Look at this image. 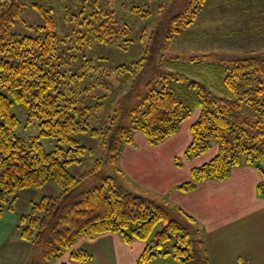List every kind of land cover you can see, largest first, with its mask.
Masks as SVG:
<instances>
[{
    "label": "trees",
    "instance_id": "1",
    "mask_svg": "<svg viewBox=\"0 0 264 264\" xmlns=\"http://www.w3.org/2000/svg\"><path fill=\"white\" fill-rule=\"evenodd\" d=\"M82 1L77 27L65 33L58 30L59 7L0 0V218L5 203L14 208L10 195L18 189L55 180L62 193L44 196L21 217V235L35 249L31 264H50L81 237L111 231L128 244L146 242L138 264H150L159 254L172 255L181 264H210L192 215L165 198L124 188L103 166H116L123 147L136 143L137 133L153 145L162 143L197 112L185 157L210 151L213 142L216 151L193 166L191 179L176 188L190 192L199 182L228 178L235 166L252 165L261 173L257 194L264 198V52L218 51L188 58L165 54L167 42L183 34L208 6V0H168L159 5L160 18L145 54L117 65L111 71L114 82L109 81L110 70L99 69L88 50L103 42L126 49L133 41L132 23L100 0L96 10L91 1ZM151 2L132 0L123 8L147 17ZM28 4L45 20L36 35L14 29ZM67 6L61 16L73 22ZM101 76L111 87L120 85L113 98ZM14 103L26 106L30 120L39 119L41 135L58 140L53 150L45 149L40 136L17 133ZM85 131L101 136L104 157L76 175L69 165L81 163L89 149L77 136ZM175 161L182 166L181 157ZM71 255L83 262L91 253L74 249Z\"/></svg>",
    "mask_w": 264,
    "mask_h": 264
},
{
    "label": "rangeland",
    "instance_id": "2",
    "mask_svg": "<svg viewBox=\"0 0 264 264\" xmlns=\"http://www.w3.org/2000/svg\"><path fill=\"white\" fill-rule=\"evenodd\" d=\"M25 1L27 3L36 2L45 7L52 4L56 10L59 7L58 14L56 13L59 23V32L69 33L71 29L77 27L76 17L79 13L78 10L82 8V0ZM88 1L92 2V4L90 3L91 8L96 10L98 7L97 0ZM150 1H152V4L149 3V9L152 10V15L150 14L151 16L149 15L147 17L132 14L131 12L129 13L128 10L123 8L124 2L131 3L132 0L99 1L100 5L115 7L120 15H122V13L125 14L133 26L131 32L133 41L129 42L126 49L122 48L121 44H115V42H103L94 44L93 47L88 50V55L95 59L98 66H100L99 69L105 68L108 69V71L110 70L109 72L111 75H109V81L111 79V81L114 82L115 73L111 71H113L117 65L121 63H131L145 54L150 40V34L160 18L158 14L160 11L159 5L164 2L166 3L168 0ZM64 5H68V10H70V12L66 11L67 13H73L75 15V20L73 22H69L65 17L61 16L63 8L65 7ZM44 22L45 20L40 11L35 6L28 4L23 8L21 17L17 20L14 29L17 33L22 35H36V27ZM250 50L264 52V0H208V6L199 13L196 22L173 41L167 42L164 53L188 58L191 55H203L218 51L243 54ZM100 79L107 85L103 87L106 88V92L109 93L110 98H113L119 93L120 85L117 84V87L114 88L111 87L110 83H106V79H104L103 76H101ZM12 112L20 119L17 128V133L20 136L25 138L40 136L45 149L48 151L56 147L58 140L55 137L41 135L39 119L34 118L30 120L26 106L14 103ZM196 115L197 112L180 126L175 135L164 140L166 141L165 143H167V141L172 138L168 141V144L174 146L177 153L185 141L187 134L190 138L191 134L189 131L187 132V129L191 126L190 122L192 123ZM77 136L78 139L89 148L87 152L83 154V161L81 163H72L69 165V169L74 174L79 175L91 169L97 159L104 157V150L101 146V136L93 135L90 131L78 133ZM215 151L216 145L215 142H213V148L204 154L192 155L190 158H186L185 154H181L179 155V157L182 158V166L180 167L199 165L203 163V161L210 159ZM103 168L106 173L113 175L117 183L121 184L124 188L156 197L152 192L146 190L147 188L141 186L137 180L125 174L120 168L119 162L116 166L104 165ZM62 191L63 188L57 181L49 180L40 187L18 189L15 194L10 195V200L15 198L14 208L10 209L9 203H5L3 215L0 218V264H31L35 257V249L31 240L21 235V217L32 210L34 202L40 201L46 195H59ZM200 230H202L201 234L206 246L207 244L209 246L208 232L204 227L203 229L200 228ZM87 240V237H81L71 250L61 255L59 258L52 260L50 264H61L62 262L72 264L71 262L76 261L71 255V251L74 249L88 250L91 256L87 262L90 264H105L103 256L107 251H102L101 249L99 253L95 246L92 251ZM150 264L181 263L172 255L159 254Z\"/></svg>",
    "mask_w": 264,
    "mask_h": 264
},
{
    "label": "crops",
    "instance_id": "3",
    "mask_svg": "<svg viewBox=\"0 0 264 264\" xmlns=\"http://www.w3.org/2000/svg\"><path fill=\"white\" fill-rule=\"evenodd\" d=\"M189 140L187 134L177 153L168 141L153 145L139 132L135 144L123 147L120 168L156 197L192 215L199 228L204 227L209 234L210 264H264V198L257 194L260 171L252 165L235 166L224 180L208 179L190 192L181 191L176 186L191 179L194 165L179 167L175 158L184 154ZM87 241L92 251L95 246L99 253L101 249L108 252L103 256L105 264H137L146 245L142 240L128 244L113 231Z\"/></svg>",
    "mask_w": 264,
    "mask_h": 264
}]
</instances>
